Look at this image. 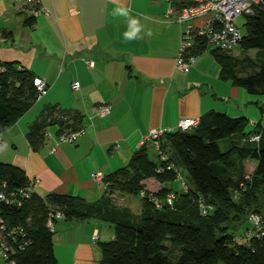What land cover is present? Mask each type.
Here are the masks:
<instances>
[{
  "label": "crops",
  "instance_id": "0c3cea01",
  "mask_svg": "<svg viewBox=\"0 0 264 264\" xmlns=\"http://www.w3.org/2000/svg\"><path fill=\"white\" fill-rule=\"evenodd\" d=\"M193 1L40 0L39 6L31 7L26 0H0V61L27 69L49 87L48 94L2 134L0 154L30 179L41 180L35 193L43 198L69 195L94 204L103 198L104 188L93 175L106 177L124 168L151 132L176 130L181 120L201 121L212 112L264 121L260 103L223 78L211 51L199 56L194 49L197 56L188 74L179 69L184 26L168 14ZM117 7L130 9L139 20L142 38L124 39L128 20L113 15ZM39 8L45 13L35 17ZM77 82L79 91L74 89ZM105 105L113 107L111 115L95 116ZM76 117L81 118L77 130L84 129V134L75 144H59L62 134L77 131L60 123L69 120L72 125ZM41 123L48 128L37 150L29 135ZM234 142L227 141L226 151ZM244 167L252 174L257 163L248 161ZM145 184L148 192L161 190L155 180ZM113 197L124 200L120 207L141 215L142 201L136 214L132 196ZM56 229L55 256L60 264H99L100 243L114 239L113 227L102 220H65ZM4 261L0 257V264Z\"/></svg>",
  "mask_w": 264,
  "mask_h": 264
},
{
  "label": "trees",
  "instance_id": "16d2710c",
  "mask_svg": "<svg viewBox=\"0 0 264 264\" xmlns=\"http://www.w3.org/2000/svg\"><path fill=\"white\" fill-rule=\"evenodd\" d=\"M256 12L243 17L246 32L238 47L246 53L257 51L259 66L254 74L240 76V60L200 39L195 54L211 51L225 80L249 95L264 96V9ZM36 78L17 64L0 61V134L38 104ZM76 118L72 125L69 120L60 124L75 131L81 121ZM251 123L246 118L209 113L196 129L164 138L161 149L168 161L161 160V151L154 145H145L128 165L105 177L103 198L94 204L69 195L43 198L34 189L21 208L1 207L10 229L22 228L27 233L28 246L16 247L12 260L15 264H60L55 256L56 231L48 227L50 211L58 210L67 221L102 220L113 227L114 239L100 243L99 264H264V235L248 237L250 216L260 215L264 227V121ZM47 128L46 123L32 128L29 137L34 149L44 144ZM257 135L260 141L252 142ZM229 139L235 142L223 152L220 143ZM151 152L157 154L156 161ZM248 161L257 163L252 174L244 167ZM170 164L184 177L187 192L177 173L167 170ZM0 179L7 181L9 194L33 183L22 169L1 162ZM149 180L157 181L161 190L148 192L145 183ZM116 193L141 198V215L118 206ZM170 194L176 195L173 207L166 203ZM155 201L162 202L161 208ZM203 206L211 208L209 214L204 215ZM246 224L248 228L241 233ZM236 233L242 235L236 237Z\"/></svg>",
  "mask_w": 264,
  "mask_h": 264
},
{
  "label": "built area",
  "instance_id": "2783aa9c",
  "mask_svg": "<svg viewBox=\"0 0 264 264\" xmlns=\"http://www.w3.org/2000/svg\"><path fill=\"white\" fill-rule=\"evenodd\" d=\"M28 6H39L40 0H26ZM259 9H264V0H194L193 5L185 6L180 10L172 8L168 14V18L175 20L184 29L181 34V45L179 55L177 58V65L179 69L184 73L189 72L191 65L195 62L196 56L192 52L194 51L197 40H202L208 44V47L219 49L224 52H231L241 46L243 41V33L241 28L236 23L238 19L245 16H252ZM45 11L42 8L37 9L34 12V16L44 15ZM202 22L197 26V22ZM35 87L38 92V100H42L46 94H48L49 87L45 80L40 78L35 79ZM81 88L80 83L74 84V89L79 91ZM112 106L105 105L96 109L95 116L100 118H107L112 113ZM201 121L198 118L183 119L179 122L176 130L174 129H160L151 132L141 142L139 149L145 145H154L157 150L161 151V160L168 161L167 155L162 153V141L168 134L174 132H188L196 129L200 125ZM251 124H254L253 122ZM264 128V127H263ZM84 129H80L75 132L62 134L59 137V144H75L79 138L84 134ZM2 134H0V150L3 147ZM260 135L251 138L252 142H259ZM53 153L57 150L53 149ZM167 170H174L177 173L178 180L181 182L182 189L185 192L188 191V187L182 174L176 169L174 164H170ZM105 176L103 173H96L93 175L94 182L104 187ZM31 187L26 190H20L7 193L8 183L7 181L0 179V257L5 260V264H15L11 256L15 252L16 247L21 249L28 246L27 233L22 228H13L7 225L2 213L1 207L3 206H16L21 208L26 199H29L30 195L34 192V189L40 186L41 180L35 178L32 180ZM166 201L169 207H173L174 201H176V195L170 194ZM158 208H161L162 202L155 201ZM206 206H203L202 211L204 215L209 214V210ZM48 227L51 232H55L58 222L65 221L67 219L63 213L58 210H51L49 214ZM251 229L248 232L249 240L254 239L260 235H264V227L262 226V218L260 215H252L249 218ZM99 240L98 236L94 237V241Z\"/></svg>",
  "mask_w": 264,
  "mask_h": 264
},
{
  "label": "rangeland",
  "instance_id": "374dc122",
  "mask_svg": "<svg viewBox=\"0 0 264 264\" xmlns=\"http://www.w3.org/2000/svg\"><path fill=\"white\" fill-rule=\"evenodd\" d=\"M238 23L237 25L242 27V33L244 34L246 32L245 28H243V24H244V19L243 18H240L238 19V21L236 22ZM245 35V34H244ZM228 54L232 55L235 59H238L240 60V64L238 66V69L237 71L239 72L240 76L242 77H245L247 75H252L255 73V71L258 70V66H259V58H258V55H257V51H248L247 53L244 52L241 48H236L235 50L231 51V52H227ZM247 60H250V62L252 63H246ZM255 101L259 102L263 108H264V96H253L252 97ZM228 143L227 142H221L220 143V148L223 152L226 151V147H227ZM156 153L154 152H151V158L153 160H157L156 159ZM8 158H4L1 154H0V162L3 163V164H9L10 162H7L9 160H7ZM175 188H180V185L176 184L175 185ZM264 196V194H263ZM130 197V196H129ZM133 203L134 204H131V208L132 210H134V212L136 214L139 213V211H141V200L142 199H139V198H135L133 197ZM127 202V201H126ZM116 204L119 206V205H124L125 202L123 199H117L116 200ZM128 205H130V203L127 202ZM248 228V224L244 225V227H242L240 229V232L241 233H244V231ZM242 234L238 235V233H236V237H239L241 236ZM56 239V237H55Z\"/></svg>",
  "mask_w": 264,
  "mask_h": 264
},
{
  "label": "clouds",
  "instance_id": "9594fccd",
  "mask_svg": "<svg viewBox=\"0 0 264 264\" xmlns=\"http://www.w3.org/2000/svg\"><path fill=\"white\" fill-rule=\"evenodd\" d=\"M114 16H121L128 20L129 29L124 33L125 40H133L142 38L140 33L143 31V26L140 25L139 20L132 17L130 9L126 7H117L113 11ZM147 35L151 37V31L147 32Z\"/></svg>",
  "mask_w": 264,
  "mask_h": 264
}]
</instances>
